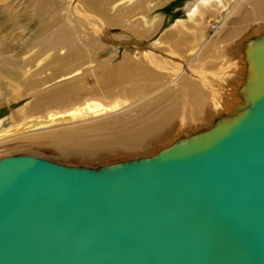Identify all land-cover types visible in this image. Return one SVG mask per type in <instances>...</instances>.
Listing matches in <instances>:
<instances>
[{
    "label": "water",
    "instance_id": "1",
    "mask_svg": "<svg viewBox=\"0 0 264 264\" xmlns=\"http://www.w3.org/2000/svg\"><path fill=\"white\" fill-rule=\"evenodd\" d=\"M253 82V110L150 159L0 160V264H264V73Z\"/></svg>",
    "mask_w": 264,
    "mask_h": 264
},
{
    "label": "bare ground",
    "instance_id": "2",
    "mask_svg": "<svg viewBox=\"0 0 264 264\" xmlns=\"http://www.w3.org/2000/svg\"><path fill=\"white\" fill-rule=\"evenodd\" d=\"M132 1L49 0L47 10L51 18L58 19L63 26L58 33L70 30L74 34V45L68 46L71 39L65 35L55 38L56 49L66 51L59 58L60 64H57L58 57L52 56L50 61L36 68L35 63L40 58H49V51H39L42 55L34 53L19 63L11 58L10 64L2 66L11 80L9 97L13 88L47 71L48 76L29 82L28 86L37 90L56 80H64V84L58 83L43 91L38 89L35 93L33 107L47 109L45 115L28 117L23 107L0 119V160L22 156L92 170L87 164L112 158L116 153L123 152L126 156L143 152L150 144L163 141L174 128H185L187 123L196 129L189 131V136H179L166 150L253 110L250 95L255 87L254 76L264 73L262 62L259 68L252 67L254 53L264 44V5L260 4L264 0H186L181 14L187 23L178 20L171 26L172 31L157 39L149 35V22L138 18L152 12L155 8L151 4L156 0ZM8 3L2 4L3 12ZM219 13L222 20L216 25L214 34L208 35L207 20ZM232 20L237 21L234 29L224 36L223 28ZM151 25L156 27L154 31L159 28L156 23ZM116 27H119L117 33L113 32ZM35 47L38 46H31L30 51ZM120 48L127 52L123 53V61L113 67L112 59ZM102 55L107 57L104 61L100 60ZM29 65L32 68L29 69ZM68 66H71L68 71L60 73ZM92 79L93 84L87 87L86 83ZM170 92L178 94L175 107L133 132L117 133L113 138L86 145H70L69 140L63 138L42 146L35 144V147L27 138L43 130L70 125L80 117L99 121L123 111L118 104L102 102L98 96L114 94L115 98L116 93V97L121 93L144 94L143 100L152 99L158 103ZM57 106L65 109L54 110ZM46 136L34 137L43 139ZM30 149L48 150L51 155L45 158L35 152L34 156L15 154ZM68 161L78 165L65 164Z\"/></svg>",
    "mask_w": 264,
    "mask_h": 264
},
{
    "label": "rangeland",
    "instance_id": "3",
    "mask_svg": "<svg viewBox=\"0 0 264 264\" xmlns=\"http://www.w3.org/2000/svg\"><path fill=\"white\" fill-rule=\"evenodd\" d=\"M8 1L9 3L7 5L5 4V8L7 7V10L3 12L2 4L4 5V3H7ZM134 1L135 0H133L132 2ZM185 1L186 0H156L151 4L155 9L150 13L138 16V18L141 17L140 19H142L143 21L149 22V35L157 39L167 31H172L173 29L171 28V26L174 25L178 20H183L184 23H187L182 17L183 15L181 14V9L183 8L182 5ZM48 2L49 0H0V119H2L4 116L14 113L17 109H21L23 107L25 108V110L27 109V111L25 112L26 116L28 117L45 115L48 111L47 109L42 108L41 110H39L33 107L36 101V98L34 97L35 93L38 89L42 91L45 89H50L58 85V83L60 84L64 81L56 80L51 83L45 84L38 89L36 88L37 90H35L34 87L32 88L31 86H28L29 82L39 81L42 77L48 76L49 72L47 71L42 74L33 76L29 81H26L27 84L13 88L12 91L14 92L11 97H9V89L12 88L11 85H9V83H11V80L7 78L6 72H4L6 68L2 66L4 64H10L11 58L15 60H13L14 62L19 63V61H21L22 59H26L28 58V56H31L34 53H39V51L42 53L49 51V58H46V56H43L42 60L40 58V60L35 63L36 68H40L44 65V63L50 61L52 56L58 57L57 64H60L59 58L62 57L66 53V51L65 49L61 51H58L56 49L54 43L55 38L60 35H65V37H70L71 39V43L68 46L72 47L74 45V34L72 35L70 33V30L66 29L64 32L58 33L59 29L61 27L63 28V26L58 19L51 18V14L47 10ZM260 4L264 5L263 2ZM218 15L219 16H216L215 18L211 17L209 18V20H207V22L212 25L211 26L208 24V35H213V31L215 27H217L216 25L221 22L222 18L220 16L222 14L219 13ZM152 22L153 24L156 23L159 25V28L155 29V31V26L153 27L151 25ZM236 22V20H232L230 23L225 25V27L223 28L224 36L229 35L232 32ZM118 28L119 27L114 28L113 32H119ZM147 45H149V43L144 44L143 47H147ZM31 46L38 47H35L30 51ZM124 52H127V50H125L124 48H120V51H118L116 56L112 59L111 64L113 65V67L119 65L123 61ZM42 53L39 54L42 55ZM106 58L104 57V55L100 56L101 61H104ZM69 67L71 68V66H68L66 70L62 69L60 73L68 71ZM28 68H32V65H29ZM33 70H35V68ZM92 84L93 79L90 80L89 83H86L87 87H91L90 85ZM68 87L69 86L67 85V88ZM116 94L115 98L114 96H112L114 94L109 95L111 97L104 96L106 100L103 99V96H98V98L102 102L116 103L120 106V108L123 109L122 112H119L116 115H112L110 116V118L93 121L88 119L87 117H80V119H75L74 122L70 125L53 127L54 129L50 128L49 130L47 129L35 133V137L40 136V134L47 135L43 139L35 138L34 136H29L27 138L32 140V143L35 147L39 144L40 146H42L45 144H49L56 139L63 138L69 140L70 145H86L104 141L106 139L113 138V136L117 135V133L122 134L124 132H133L139 127L147 124L148 122L155 120L157 117L162 116L167 110L175 107L176 96L178 95L175 92H170L157 103L152 101V99L143 100V98L145 99L146 96L144 94L124 95L123 93H121L120 96L118 95L117 97ZM3 96L6 98L4 99ZM59 107H62V109H59ZM30 108H33L32 111ZM53 109L62 111L65 109V107L57 106ZM186 125L187 126H185V128H187L188 130H184L185 128L182 129V127L174 128V130L170 134L163 138V141H158L150 144L148 149H145L143 152L140 151L133 154L130 153L126 156L123 152L116 153L113 154L115 155V158H113V155H111L112 158H104L100 160V162L95 161L91 164H87L88 167L93 168L89 171H93L95 168L96 170L101 168L107 169L120 164L153 158L162 151H165V148H167L168 145L170 147L171 144H173V142L179 136H189L191 134L188 132L196 129L193 124L187 123ZM32 143H30L29 146H31ZM35 150L30 149L25 150L24 152L18 151V153L16 151L15 154L34 156L35 152V155H39L41 153L39 156L44 155L45 158H48L47 155H51L48 150ZM51 163L70 168V166H64L54 161H52ZM65 164L73 166V164L75 165L77 163H75L74 161H68ZM83 169L88 170L87 168Z\"/></svg>",
    "mask_w": 264,
    "mask_h": 264
}]
</instances>
